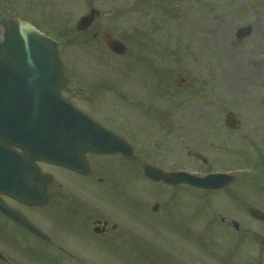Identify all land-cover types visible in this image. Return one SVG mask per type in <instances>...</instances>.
Here are the masks:
<instances>
[{
	"label": "rangeland",
	"instance_id": "rangeland-1",
	"mask_svg": "<svg viewBox=\"0 0 264 264\" xmlns=\"http://www.w3.org/2000/svg\"><path fill=\"white\" fill-rule=\"evenodd\" d=\"M158 1L0 0V40L5 15L20 16L55 36L67 62L66 96L103 125L127 127L132 146L139 141L135 150L141 165L157 157V166L167 170L247 167L246 176L237 175L229 188L209 195L155 184L112 155L98 156L94 166L98 177L110 180L107 189L62 168L51 169L70 194L91 198L105 209L121 208L117 195L137 193L141 205L135 223L146 239H158L155 233L165 238L168 227H202L205 242L222 251L236 238L219 217L234 219L239 227H264L245 211L248 206L264 211V0H168L163 10ZM90 7L101 11L92 30L124 41V57L112 55L90 33L74 31ZM244 25L251 32L237 39L235 30ZM98 81L117 96L97 93L98 100L93 99L90 89ZM227 112L235 118L233 129L225 126ZM172 191L159 205L165 208L162 216L145 208L151 197ZM29 214L41 227L72 225L49 208H29ZM0 225L8 227L2 218ZM65 239L94 264H151L133 261L113 247L102 249L86 236Z\"/></svg>",
	"mask_w": 264,
	"mask_h": 264
},
{
	"label": "water",
	"instance_id": "water-1",
	"mask_svg": "<svg viewBox=\"0 0 264 264\" xmlns=\"http://www.w3.org/2000/svg\"><path fill=\"white\" fill-rule=\"evenodd\" d=\"M98 14V10L90 9L78 20L76 29L89 27ZM2 23L0 192L28 204H39L43 201L36 199L41 192V183L35 160L78 169L76 163L85 151L127 153L129 149H123L119 138L94 125L63 98L64 64L53 39L17 17H5ZM250 29L249 26L239 29L238 37H244ZM102 40L111 51L124 53V46L109 34H103ZM82 120L84 123H80ZM91 125H94L92 132L86 129ZM8 143L21 148L23 153H16ZM144 173L155 180L186 182L204 188H219L232 179L220 174L198 178L184 173H164L152 166H146ZM248 212L264 220V214L259 210L248 208Z\"/></svg>",
	"mask_w": 264,
	"mask_h": 264
},
{
	"label": "flooded vegetation",
	"instance_id": "flooded-vegetation-1",
	"mask_svg": "<svg viewBox=\"0 0 264 264\" xmlns=\"http://www.w3.org/2000/svg\"><path fill=\"white\" fill-rule=\"evenodd\" d=\"M158 2L165 4L167 0ZM92 28L93 24L80 34H95L96 39L101 33L106 32H101L99 29L92 30ZM76 83H80V80H76ZM95 83L90 89L92 97L99 93L100 89L108 87L103 81ZM109 92L115 95L112 91L106 93L109 94ZM106 127L110 130L129 133L128 128L121 125L110 124ZM98 156L101 155L89 152L85 154L89 166L86 174L62 169L87 178L90 182L98 183L107 189L111 187L110 180L101 175L98 177L95 172L94 166L96 167ZM112 156L117 157L121 163L130 165L134 173L140 172L141 163L139 153L136 151L133 150L129 157L118 153ZM165 157L164 159H167ZM158 161L156 157L150 162L156 165ZM38 165L43 173L52 169L51 165L45 163H38ZM42 167H47V170H43ZM91 171L95 173L94 176L90 175ZM53 180L55 178L47 184V201L43 206H29L0 194L1 205L10 209V212L19 214L23 220L30 221L37 229L36 232L30 231L28 227L16 222L11 215L0 210V219L2 218V221L8 225V227L0 225V264H53L52 262L54 264H94L92 257H89L80 247L77 248L72 244L70 239H65V237L74 236L81 238L86 236L102 249L113 247L114 252L126 254L133 261L142 260L151 264H264V227H239V225L234 227L232 220L226 221L224 217H219V222L225 225L227 230H231L230 233L233 234L234 239L236 238V241L230 244L229 249L222 251L216 250L211 242H205L202 227H196L195 231L190 227H168L165 238L155 233L158 239H146L142 236L140 227L135 223L141 205L137 193L119 194L117 196L120 197L121 208L105 209L91 198L88 199L75 193L70 194L60 181L55 180L56 187H52ZM63 190L66 192V198L63 196ZM201 191L205 195L216 192ZM230 192L232 191L228 193ZM173 193L172 191L165 197H171ZM155 196L149 199L152 200L151 205L144 204V206L152 214L160 213L159 215L162 216L165 208L159 210V202L166 198L161 195ZM153 204L158 205L156 211L151 209ZM58 206H64V208H58ZM29 208L52 209L61 220L71 222L72 225L71 227H41L31 219ZM190 235L195 238L189 239Z\"/></svg>",
	"mask_w": 264,
	"mask_h": 264
}]
</instances>
